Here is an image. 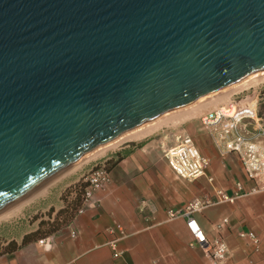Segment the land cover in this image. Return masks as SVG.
Returning <instances> with one entry per match:
<instances>
[{
	"label": "water",
	"instance_id": "obj_1",
	"mask_svg": "<svg viewBox=\"0 0 264 264\" xmlns=\"http://www.w3.org/2000/svg\"><path fill=\"white\" fill-rule=\"evenodd\" d=\"M263 70L264 0H0V213Z\"/></svg>",
	"mask_w": 264,
	"mask_h": 264
},
{
	"label": "crops",
	"instance_id": "obj_2",
	"mask_svg": "<svg viewBox=\"0 0 264 264\" xmlns=\"http://www.w3.org/2000/svg\"><path fill=\"white\" fill-rule=\"evenodd\" d=\"M254 99L258 111V95ZM201 129L207 135L201 136L200 144L183 131L210 159L207 175L192 181L178 177L164 156L165 149L172 146L153 149L149 143L131 149L126 145L118 152L110 180L95 191L82 212L48 236L24 243L25 236L39 228V222L18 237L2 241V249L11 241L17 242L18 248L1 250L0 264H213L206 250L194 242L187 218L171 219L169 209L197 200L216 201L218 189L232 195L237 181L244 182L245 190L250 191L255 182L246 178L237 153L222 156L211 133L202 124ZM209 176H213L212 183ZM193 216L210 240L228 246V258L221 264H264V190L208 204ZM116 225H122L126 232L118 241L123 253L117 258L107 244ZM242 230L254 231L258 244L241 237Z\"/></svg>",
	"mask_w": 264,
	"mask_h": 264
},
{
	"label": "built area",
	"instance_id": "obj_3",
	"mask_svg": "<svg viewBox=\"0 0 264 264\" xmlns=\"http://www.w3.org/2000/svg\"><path fill=\"white\" fill-rule=\"evenodd\" d=\"M200 122L203 128L213 136L219 153L222 156L237 153L246 178L255 182V186L250 191L245 190L244 182L237 181L236 190L232 195L223 189H218L216 201L197 200L179 209H169L171 219L187 218V225L194 237V242L206 250L213 264H221L228 258V246L223 241L210 240L193 213L208 204L234 201L248 193L264 190V120L256 110L254 96H247L246 99H230L228 102L201 114ZM164 156L173 172L182 179L192 181L207 175L210 159L200 151L195 140L189 134L178 135L176 144L165 149ZM109 180L110 171L105 163L94 169L87 178L88 185L85 188L83 205L78 213L82 212L89 204L95 191ZM208 180L212 183L214 181L213 176H209ZM110 232L114 236L107 244L112 249L113 256L117 258L123 253L118 248V241L126 236V232L122 225H116ZM75 235L76 233L73 232V236ZM240 236L249 238L257 244L259 242L257 234L252 230H242ZM44 240L45 238L39 241L43 243Z\"/></svg>",
	"mask_w": 264,
	"mask_h": 264
},
{
	"label": "rangeland",
	"instance_id": "obj_4",
	"mask_svg": "<svg viewBox=\"0 0 264 264\" xmlns=\"http://www.w3.org/2000/svg\"><path fill=\"white\" fill-rule=\"evenodd\" d=\"M226 91L227 90H223L188 106L170 111L157 117L156 119L150 121L151 123H154V125H152L155 128H153L151 133L146 135L144 138L139 140L125 141L119 144L114 151L110 152L106 156L90 161L89 163H85L76 171L68 175H64V172L67 171L70 168L69 167L63 173L49 181L43 187H47L44 194L35 195L31 201L22 207L21 211L17 215L0 221V251L3 247L1 245L2 241L11 237H18L22 232L34 228L40 221L48 222L54 220L57 212L61 208L65 207L68 203H72V201L80 193V190H83V185L87 182V178L91 175L94 169H96L99 165H102V163H105L109 168L111 165H113V162L116 161L120 149L126 145H130L131 149L134 146L137 148V146L141 147L142 144L146 145L149 143L153 144V149H161V145H164L165 147L173 146L177 142L178 135L184 133L185 131L183 130L185 129L187 130V133H191V135L194 136V139L197 140V143L200 144L201 136L207 135L205 130H200V115L218 107L223 103L228 102L233 98L239 100L246 99L247 96L253 97L258 95L260 100L258 111L264 120V82L242 91H237L235 93L231 92L229 94L230 99L227 97L229 100H227L225 97L227 94ZM188 109H193V111L196 113V116L191 117L186 121L176 123L170 122L173 117L177 120V117H179ZM150 122H148V124L146 123V125L142 126V128L146 126L150 127ZM156 127L159 128L157 129ZM139 128L141 129V127ZM81 159L82 158L79 160ZM76 162L73 165H75ZM111 168H113V166ZM41 189L37 190L35 193ZM35 193L29 197L33 196Z\"/></svg>",
	"mask_w": 264,
	"mask_h": 264
},
{
	"label": "bare ground",
	"instance_id": "obj_5",
	"mask_svg": "<svg viewBox=\"0 0 264 264\" xmlns=\"http://www.w3.org/2000/svg\"><path fill=\"white\" fill-rule=\"evenodd\" d=\"M263 82H264V70L260 71V72L253 73V74H249V75L245 76L244 78L230 84L229 86H227V88L223 89V90H227L226 91L227 94L225 97L229 98V94L231 92L235 93L237 91H242V90L250 88L252 86H257ZM228 98H227V100L230 99V98L229 99ZM195 114L196 113H195V111H193V109H190V110L188 109L187 111L183 112V114H181L180 116L178 115L179 117H177L178 118L177 120L174 119V117H173V119L172 118H168V119H172L174 121L171 120L170 122L176 123V122L186 121V120L190 119L191 117L196 116ZM152 124L154 125V123H151V125ZM144 125H146V124H143L141 126H137V127L133 128L132 130L127 131V132L119 135L118 137L110 140V141H107L105 143L99 144L98 146L94 147L93 149L88 151L86 154H84L81 157L82 159L77 161L75 165H73V166L71 165L72 167L70 166L69 169L67 168L68 170L66 169L67 171L64 172L65 173L64 175H68V174L76 171L77 169H79L80 166L84 165L85 163H89L90 161L97 160L101 157L106 156L110 152L114 151L119 144H121L125 141L139 140V139L144 138L146 135L151 133L153 128H155V127H153V125L152 126L150 125V127L146 126V127L142 128V126H144ZM139 127H141V129ZM137 128H139V129H137ZM43 187H41V188H43ZM46 189H47V187L41 189L40 191L35 193L33 196H31L29 198L27 197L24 200L14 204L13 206H11V207L7 208L6 210H4L3 212H1L0 213V221L17 215L21 211L22 207L26 205V203L31 201L35 195L44 194Z\"/></svg>",
	"mask_w": 264,
	"mask_h": 264
},
{
	"label": "trees",
	"instance_id": "obj_6",
	"mask_svg": "<svg viewBox=\"0 0 264 264\" xmlns=\"http://www.w3.org/2000/svg\"><path fill=\"white\" fill-rule=\"evenodd\" d=\"M117 163V160L113 162V165H111L108 170L112 169L111 167L114 166ZM88 185V182H86L83 185V190H80V193L76 196V198L72 201V203H68L65 207L61 208L57 214L54 220L45 222V221H40L39 223V228L26 235L24 238V243L27 241L33 239V238H38L42 236H48L49 234L61 229L62 227L66 226L69 224L73 218L76 216L78 213L80 207L83 205V200H84V193H85V188ZM18 248V244L15 241H11L6 247L2 249V251H14Z\"/></svg>",
	"mask_w": 264,
	"mask_h": 264
}]
</instances>
